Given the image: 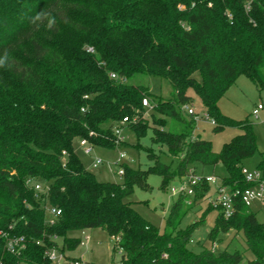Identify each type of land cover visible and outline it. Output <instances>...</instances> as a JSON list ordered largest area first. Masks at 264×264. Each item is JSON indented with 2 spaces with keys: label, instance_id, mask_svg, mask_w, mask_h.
I'll use <instances>...</instances> for the list:
<instances>
[{
  "label": "trees",
  "instance_id": "trees-1",
  "mask_svg": "<svg viewBox=\"0 0 264 264\" xmlns=\"http://www.w3.org/2000/svg\"><path fill=\"white\" fill-rule=\"evenodd\" d=\"M136 75L167 80L174 95L157 97L130 83ZM240 75L264 89V0H0V264H52L47 250H74L81 239L71 232L97 228L114 237L123 264H260L264 222L239 200L229 218L216 207L208 238L214 244L221 233H242L251 258L239 250L216 252L202 241L194 251L192 235L205 220L180 227L191 207L184 194L173 202L164 232L128 200L135 185L148 188L149 172L161 175L166 189L195 174L196 163H221L223 184L249 186L242 161L257 151L253 125L226 117L218 105ZM190 89L216 132L243 131L218 152L194 136L195 120L183 109L192 104ZM125 116H137L123 125L137 137L153 122L151 142L178 158L175 169L151 147L145 150L155 165L125 167L121 182L100 181L85 168L75 143L125 147L115 134ZM259 167L264 172V152ZM36 183L47 192L36 195ZM193 188L198 200L210 184ZM49 206L61 210L53 223ZM17 236L24 245L12 252L8 239Z\"/></svg>",
  "mask_w": 264,
  "mask_h": 264
},
{
  "label": "rangeland",
  "instance_id": "rangeland-1",
  "mask_svg": "<svg viewBox=\"0 0 264 264\" xmlns=\"http://www.w3.org/2000/svg\"><path fill=\"white\" fill-rule=\"evenodd\" d=\"M135 85L147 86L150 92L157 97L170 98L174 95L171 84L157 76L136 75L129 80ZM189 96L192 97V106L196 114L201 118L195 124L193 133L195 137H200L211 142L214 151L218 152L224 143L229 142L233 137L241 134L243 131L237 126H225L223 130L216 132L215 124L205 119L206 111L196 93L190 89ZM258 104L264 105V89L258 88L255 83L247 76L240 75L234 83L227 89L225 94L218 102L219 109L223 115L237 122L250 121L253 125L257 151L254 155L242 161V167L248 171L259 169L261 153L264 152V109L260 110L257 116L253 115V110ZM151 111L145 109V117L151 120ZM212 119V118H211ZM210 119V120H211ZM153 122H150V129L146 135L137 137L135 132L128 126L123 127L122 136L126 146L121 148H103L94 146L91 155L84 153L83 147L79 141L75 143V151L80 161L86 169L93 172L95 177L100 181L121 182L122 177L118 174L121 168L147 170L155 165L156 158L149 157L145 148L151 147L153 153L161 163L167 164L170 168L175 169L179 163L178 158L166 155L161 151V147L151 142V128ZM167 129V127L165 128ZM123 151L125 157L119 160V153ZM99 157L103 163L98 167L92 166L94 158ZM195 174L197 177H215L220 181L226 176V170L221 163L216 165L202 166L200 163L195 164ZM188 176H186L187 178ZM185 179V178H184ZM148 188L144 189L138 185L134 186V192L128 197L132 207L152 225L159 227L161 232L166 230V218L173 202L179 197V194H173L171 187L178 186L180 179L175 178L162 188V177L156 172H149L147 175ZM185 201L187 205L191 204L188 213L180 223L181 228L203 218L204 224L200 226L192 235L190 247L198 252L201 250L199 241L204 242L207 248H212L220 252L224 249L232 252L239 250L244 252L247 258H251L250 252L246 251L245 239L242 233L236 234L230 230L219 235V240L212 244L208 238L209 232L214 228L219 209L215 206L217 197V184H210V189L202 199L194 200V194L190 189H186ZM214 202V203H212ZM252 210L255 212L257 219L264 222V207L254 204ZM85 234L90 235V241L80 244L74 250H65V254L71 258L82 259L90 264H123L121 253L114 250L115 239L103 229H86L74 231L70 236H75L85 241ZM57 243L62 246V239L58 238Z\"/></svg>",
  "mask_w": 264,
  "mask_h": 264
},
{
  "label": "built area",
  "instance_id": "built-area-1",
  "mask_svg": "<svg viewBox=\"0 0 264 264\" xmlns=\"http://www.w3.org/2000/svg\"><path fill=\"white\" fill-rule=\"evenodd\" d=\"M88 51L93 52L91 47L88 48ZM112 78L117 79L118 76L115 73L111 74ZM143 107L152 108L149 100L144 98L142 100ZM185 113L192 117L195 120V124L201 118L196 114L194 107L191 105H185L183 107ZM264 109L263 104H258L254 110L253 115L257 116L259 111ZM205 119L211 121V123L215 124V120L211 119L208 114H205ZM211 119V120H210ZM137 121V116L129 117L125 116L120 126L115 128V134L118 138L117 141H122V130L123 125L128 123H134ZM79 144L83 147L84 153L87 155H91L93 145L85 138L79 139ZM125 157V153L120 151L119 153V160ZM103 163V160L99 157H95L92 166L94 168L98 167L100 164ZM124 173V169L121 168L118 171V174L121 176ZM242 174L245 177V180L249 183V186L244 189H233L230 185H225L220 181H218L215 177H197L196 174L190 172L188 177L180 181V184L175 187H171L170 191L173 194H186V189L189 188L190 192L194 194L193 185H196L202 181H206L209 184H217V197L215 199V206L219 207L222 211V214L225 218H229L233 215L235 211V201H241L245 206L249 207L252 210V206L254 204H259L264 207V172L260 169L254 171H248L246 168L242 167ZM34 189L36 191V195H40L42 193L47 192L48 186L43 185L41 183H36L34 185ZM212 202V203H214ZM48 214L50 216L49 221L51 223L54 222V217L58 216L61 213V210L56 207H47ZM90 241V235L85 234V241H80V244H85ZM24 245V237L17 236V237H10L8 239V248L10 251H16L22 248ZM215 245L212 247L214 249ZM46 255L48 259L51 261L52 264H90L87 262L82 261V259L78 258H71L66 255L63 251L58 250L56 247H53L46 251ZM260 264H264V257Z\"/></svg>",
  "mask_w": 264,
  "mask_h": 264
}]
</instances>
